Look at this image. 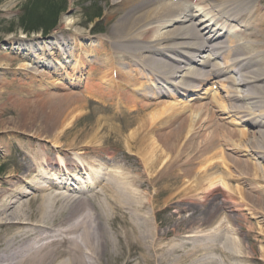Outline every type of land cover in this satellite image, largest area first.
<instances>
[{
  "label": "bare ground",
  "instance_id": "obj_1",
  "mask_svg": "<svg viewBox=\"0 0 264 264\" xmlns=\"http://www.w3.org/2000/svg\"><path fill=\"white\" fill-rule=\"evenodd\" d=\"M112 5L109 19L117 14L118 22L124 23L114 26L104 37L109 41L116 39L111 57L101 54L100 47L94 45L88 54H79L72 48L63 59V55L55 53L56 47L61 51L57 42L62 38L44 41L32 38L20 50L24 62L17 68L30 83L18 84L11 92L0 90V118H10L11 112L16 114L3 125L0 123V159L9 155L6 151L9 148L19 147L24 155L22 166L0 175V264H203L207 256L213 264H239L255 259L257 249L263 257L264 165L258 164V160L264 164V129L255 130L264 127V47H256L257 41L250 38L254 32L264 35L261 0H114ZM71 24L64 21L65 27ZM227 37L229 43L224 44L221 39ZM81 38L82 33L76 31L72 42L87 46L88 42ZM205 38L210 42L205 44ZM119 40L139 53L119 49L116 44ZM211 44L212 55H206L202 64L220 59L229 47L230 51H239L233 45L241 44L244 52L233 62H239L244 70L253 60L261 66L242 73V90L233 93V87H228L231 98L216 105L219 112L212 109V115L203 117L202 107L193 111L188 148L180 147V141L176 140L173 148L161 152L150 137L145 145L153 148L143 171L148 178L140 172L111 171V177L108 173L102 186L104 196L100 200L94 190L77 191V186H71L72 192H79L74 195L58 188L61 186L57 183H65L57 180L64 179L62 173L74 170L77 171L74 176L85 187L99 178L94 165H90L95 161L86 156L89 151H84L88 145L64 139L71 111L75 106L79 109L84 99L62 93L67 88L57 77L73 79L72 73L81 74L86 67L87 83L82 79L73 83L82 86L79 93L91 96L95 84L102 87L107 83L102 97L111 103L101 111L111 112L118 105L120 111H114L111 117L126 120V126L131 127L143 112L142 106L137 105L131 113L122 110L135 104L137 79L146 77L158 82L154 75L159 72L151 71V67L172 76L184 73L178 84L191 87L187 89L197 94L203 81L210 78L209 71L191 66L194 62L189 58L176 59L177 64H171L170 53L178 49L203 57L201 53ZM150 51L153 53L148 54ZM120 53L136 58L138 64L142 63V71L133 74L130 68V72H124L120 61L124 57L121 55L119 59ZM182 62L187 67H181ZM230 64L226 62L234 71ZM41 67L50 70V76L41 77ZM97 68L102 73L97 74ZM190 80H196L197 85ZM159 94L175 97L161 86L160 91H154L152 100H157ZM146 96L141 93L142 98ZM233 114L248 128L238 126L239 121H226L225 115ZM138 125L134 132L147 126ZM4 141L9 142L5 143V149L1 146ZM140 144L143 146L142 141ZM225 145L228 148L223 151ZM48 148L64 156L60 161L66 168L57 166L59 161L51 157ZM75 149L86 159L84 165L80 158L77 162L69 154ZM97 166L101 168L98 163ZM159 180L171 185L170 188L164 185L171 190V199L182 198L167 206L166 209L174 211L170 215L171 226L163 229L155 222V201L168 189L162 186L160 194L140 190L145 184L154 189ZM231 181L236 185L231 186ZM190 194L198 196L200 202L191 201ZM243 233H249L248 240L239 235Z\"/></svg>",
  "mask_w": 264,
  "mask_h": 264
},
{
  "label": "rangeland",
  "instance_id": "obj_2",
  "mask_svg": "<svg viewBox=\"0 0 264 264\" xmlns=\"http://www.w3.org/2000/svg\"><path fill=\"white\" fill-rule=\"evenodd\" d=\"M113 1L114 0H0V90L2 91V89L5 88L6 92H11L17 88L16 86L18 84L30 83V80H26L24 77H22V73H20V71L17 69L19 68L20 63L24 62L20 60L21 54L24 53H19L21 49L18 50V47L23 45V43H25L26 41L25 39H20L22 36H25L27 34L23 30L24 28L28 29V27L32 26V23H37L36 20L30 21V19H28L29 15H33L36 12L38 14H43L44 18H48L51 16H56L55 14H58V16L60 15V23L53 31V35L64 36L63 34H66L67 32L63 33L64 28H62V25H64V21L68 20L72 23L69 26L72 33H74L75 31H83V34L84 36H86V38L95 41V43H98L100 39H103L102 37H104V35L112 32L114 26L124 23V21L118 22L117 14L109 19L108 14L112 9ZM50 5L55 7V9H51L53 13L48 11V9L50 10ZM61 8H63V11L61 10ZM93 10L97 11L98 14H92ZM99 12L101 15H99ZM24 22H26V26ZM33 37L34 36H31L26 39L28 40ZM115 41L116 39L113 41L101 40V54L104 52L109 54V57H111L114 52L113 49L115 47ZM116 44L119 49L121 47V50L123 51H126L127 49L129 50V48H127V43H123L122 40L117 41ZM70 46L73 48V50L78 51L79 54H88L93 49V46L75 45L74 43H71ZM85 51L87 53H85ZM114 54L116 55V53ZM124 54L125 53H120L118 58L120 59L121 55L123 56ZM14 56L15 59L13 58ZM233 57L235 56L233 55ZM120 61L122 60L120 59ZM98 62L95 63L97 64L96 67L98 66ZM122 62L125 63V57ZM219 62L224 64V61L222 60H219ZM40 70V74L42 75L41 77L43 78L48 77L51 74L50 71L45 70V68L41 67ZM100 72L102 73V69L97 68V74H100ZM71 77L73 79L70 78L69 80L61 81V83H63L67 87V89L62 91V93L64 92L67 96L78 95L80 98H82V100L84 99V102L81 103V107L79 109L78 106H75L72 109L68 120V128H65L63 131V133L66 132L64 135L66 138L64 139H68V141H79L82 146L83 144H87L88 149L86 148L84 151H89V154L86 156H89L92 161L98 163L102 169H104V166H106L107 168L105 172L109 173V176L112 173L111 171L117 173L124 171L131 173L140 172L145 177V172H143L145 170L144 163L146 159L149 158L151 150L153 148L145 145L146 142L150 141V137L151 140L154 141L155 146L158 147L161 152L166 151L170 146L173 148V142L176 140H179L181 142L180 147H183L184 145L186 148L189 147L187 146V144L190 143V139H186L185 135L188 132L187 129L190 123L189 115H192L193 110L181 109L182 112L187 113H182V118L177 117L176 119L174 117L176 120V124L172 126V113L169 110L171 106L170 103H156L154 105V108H156L157 111L146 107L147 114L142 113L140 115V118L148 116L151 123L155 126L148 124L143 131L134 132L135 129L139 126L138 123H135L134 125L129 127L126 126V120L113 119L111 117L112 112L101 111L102 107L111 103L108 98L104 99L102 97V95L105 94L103 92V86L107 88V83H103L102 87L95 84L92 96L88 97L79 93L81 89L73 88L70 85V83L75 82L74 78L83 79L84 75L82 76V74L76 75V73H72ZM206 85L207 89L211 86L210 82H206L203 86V89H205L204 87H206ZM222 92L224 91L220 90L215 94V96L221 94ZM223 94L224 93H222V95ZM210 97L213 96L210 95ZM182 101L184 102L180 103L181 108L190 105L189 108L198 109L199 104H202V102H208L210 101V99H205L204 101L201 100L197 103H194L193 101L194 104L192 105L188 104L189 102L188 100H186V97L183 98ZM172 106L174 108V111L178 108L175 102H172ZM201 107L203 117L208 116V114L205 112V109H203V105H201ZM159 108H167L168 111L166 109L163 113L158 111ZM131 110H126V112H130ZM178 112V110L175 111L176 116ZM10 115V118L16 117V114L14 112H11ZM202 115H200V117ZM10 118L9 116L1 117L0 123L3 125ZM233 119L234 118H232V121ZM157 120H160L159 123H154ZM184 125H186L187 128L183 129ZM168 126L172 127L169 128ZM176 127L177 130L175 131ZM234 128L237 129V127ZM33 129H35L36 131L41 130L38 127ZM43 132H45V130H43ZM182 136L185 139H183ZM82 139L84 141H81ZM140 141L143 142V146L142 144H140ZM5 143L9 142L4 141L3 143H1V146L4 148ZM225 146H223L224 149ZM90 148H92L93 150H91ZM6 150L7 153H9V156L8 158L0 159V175L9 174V172L18 168V165L23 162L24 155L20 154L19 151L17 152L15 148H9ZM50 151L52 150L50 149ZM79 153L80 151L78 149L71 150L69 152L72 157H76L78 159L80 158V160H82L81 162L84 164V160L86 159ZM54 155L60 158L64 157L63 155L58 156L55 152H52L51 157L53 158ZM231 157L236 158L233 153H231ZM166 158L167 157H165L164 159ZM101 164H104V166H102ZM90 165H94V163ZM147 178L148 176L145 177V179ZM106 180L107 179L102 182L99 191L94 190V192H97V200H100L104 196V190L102 186ZM157 183L159 184L154 189L150 188L148 184H145L140 188V190H142L143 192L149 191L152 194H154V192L155 194H160V191L163 188L162 186L166 185L169 186V188L171 186L169 183L163 180H159ZM230 183L231 186L236 185V182L231 181ZM169 188H167V192L160 194L158 196V199L155 201V222L162 229L171 226L170 215L171 213H173V209L168 210L166 209L167 206L177 200L182 199H171V190ZM26 190L28 192L33 191L29 188H26ZM194 190L195 192L198 191V189ZM63 192L68 193L64 190ZM197 198L198 196L190 194L191 201L199 202ZM150 216L152 219H154L153 213L150 214ZM239 235L243 239L248 240L247 236L249 235V233H243ZM257 252L258 254L255 259L246 263L243 260L239 264H264V256H261L262 253L258 249ZM210 259L209 256H207L204 259L203 264H213L212 260L210 261Z\"/></svg>",
  "mask_w": 264,
  "mask_h": 264
},
{
  "label": "trees",
  "instance_id": "obj_3",
  "mask_svg": "<svg viewBox=\"0 0 264 264\" xmlns=\"http://www.w3.org/2000/svg\"><path fill=\"white\" fill-rule=\"evenodd\" d=\"M49 8H50V10L48 9V11H50V12H52L51 11V9H55V7L54 6H52V5H50L49 6ZM58 10V9H57ZM61 10L63 11V8H61ZM59 12V11H58ZM57 12V13H58ZM53 13V12H52ZM38 13H34L33 15H29L28 16V19H30V21H33V20H36L37 21V19L38 18H34V16L35 15H37ZM40 16H43V14H39ZM56 16L55 17H52L49 21H45V20H43V18H42V20H38L37 22H39V24L40 25H44V27H50V26H52V25H54V23H56L57 22V19H58V14H55ZM24 24H25V26H26V22H24ZM36 25V23L34 24V23H32V26H30V27H28L29 29H33L34 27H38V26H35Z\"/></svg>",
  "mask_w": 264,
  "mask_h": 264
}]
</instances>
